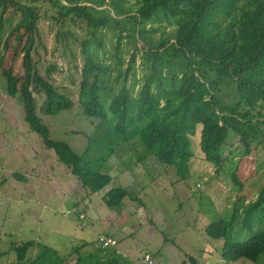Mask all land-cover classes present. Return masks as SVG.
<instances>
[{"label":"trees","instance_id":"obj_1","mask_svg":"<svg viewBox=\"0 0 264 264\" xmlns=\"http://www.w3.org/2000/svg\"><path fill=\"white\" fill-rule=\"evenodd\" d=\"M44 5L61 27L85 31L80 78L78 84L72 80L78 105L94 128L84 153L53 139L41 118L75 106L73 92L69 90L68 97L63 92L67 88L55 85L51 77L57 65L50 64L43 76L33 57L38 52ZM0 7V36L3 15L10 8L18 18L5 42L6 49L14 39L16 51L0 60L6 92L19 100L26 124L70 170L86 196L101 193L112 211L122 209L126 200H138L125 187L112 185L105 164L120 151L134 152V161L128 159L126 164L129 169L135 162L145 165L151 160L166 168L187 170L197 156L220 168L225 151L238 138L241 156L251 158L257 152L259 167L264 169V0H0ZM109 32L116 38V52L124 40L131 44L125 69L121 57L113 69L100 57ZM59 36L78 41L70 31H61ZM69 44L66 41L65 47ZM16 60L23 67L21 75L15 73ZM138 60L145 74L133 91ZM196 85L204 88V97L192 115ZM191 124L200 131L197 145L190 138ZM231 177L241 189L236 166ZM245 199L239 198L229 220L218 218L205 232L211 240L223 242L225 262L264 264V180L255 200L245 205ZM102 236L114 239L108 232ZM100 237L95 239L100 245L94 251L80 252L90 243L72 247L77 254L75 264H132L117 247H103ZM10 246L0 254V260L11 255L9 264H53L58 256L55 249L32 240Z\"/></svg>","mask_w":264,"mask_h":264},{"label":"rangeland","instance_id":"obj_2","mask_svg":"<svg viewBox=\"0 0 264 264\" xmlns=\"http://www.w3.org/2000/svg\"><path fill=\"white\" fill-rule=\"evenodd\" d=\"M48 9L46 5L40 9L38 52L33 57L43 76L50 64L57 65L51 77L55 85L67 88L63 92L68 97L69 90L73 92L71 99L75 106L55 116L42 114L41 118L53 139L68 142L80 154L84 153L88 137L94 133L90 120L78 105V90L72 81L78 84L80 78L78 71L83 64L80 44L85 31L81 27H61ZM11 13L10 8L3 15L0 60L12 57L16 51L14 39L5 49V42L18 21ZM64 30L75 34L78 41L69 36L67 40L61 38L59 32ZM160 33L156 32L155 36ZM66 41H70L68 47H65ZM105 42L101 59L113 69L121 57L125 69L129 59L126 51L132 50L131 44L124 40L120 51L116 52V38L112 39L110 32ZM21 56L20 52V60ZM20 60H16L15 73L21 75L24 72ZM139 63L138 60L133 91L139 88L145 74ZM1 71L0 66V254L6 253L14 242L32 240L57 251L53 264H75L77 254L72 253V247L90 243L80 252L94 251L100 245L95 242L97 236L108 232L116 241L112 246L132 264H253L244 260L234 263L222 260L223 242L211 240L205 229L218 218L229 220L242 196L246 198L245 205L255 200L264 180L257 152L254 151L251 158L241 156L243 146L234 138L232 146L224 153V164L220 168L197 156L187 170H182L166 168L151 160L145 165L135 162L129 169L126 164L128 159L134 161V152L120 151L110 156L105 164L110 168L112 185L125 187L139 201L126 200L122 209L112 211L104 204L101 193L86 196L70 170L29 128L21 103L6 92ZM112 75L116 76V72L112 71ZM132 82L131 79L129 84ZM203 97L204 88L196 85L190 114L200 107ZM190 129L193 131L190 138L197 145L200 131L192 124ZM262 155L259 150V156ZM235 166L242 182L241 189L231 177ZM75 212L83 217H76ZM34 253L29 252V255ZM10 261L11 255L3 257L0 264Z\"/></svg>","mask_w":264,"mask_h":264},{"label":"built area","instance_id":"obj_3","mask_svg":"<svg viewBox=\"0 0 264 264\" xmlns=\"http://www.w3.org/2000/svg\"><path fill=\"white\" fill-rule=\"evenodd\" d=\"M100 242L102 243L103 247H107V246H112L113 244H115L116 241L112 238H105L104 236L101 235Z\"/></svg>","mask_w":264,"mask_h":264},{"label":"clouds","instance_id":"obj_4","mask_svg":"<svg viewBox=\"0 0 264 264\" xmlns=\"http://www.w3.org/2000/svg\"><path fill=\"white\" fill-rule=\"evenodd\" d=\"M69 212V214L71 213V211H68ZM77 213V212H76ZM73 216H75V213L73 214ZM81 215H80V213H79V215H78V218L80 217ZM69 217H71V215H69ZM85 219V218H84ZM76 220V219H75ZM223 260V259H222ZM244 261H246V260H244ZM249 262V261H248ZM250 263H252V262H250ZM253 264H255V263H253Z\"/></svg>","mask_w":264,"mask_h":264},{"label":"crops","instance_id":"obj_5","mask_svg":"<svg viewBox=\"0 0 264 264\" xmlns=\"http://www.w3.org/2000/svg\"><path fill=\"white\" fill-rule=\"evenodd\" d=\"M23 181H24V180H23ZM2 186H4V185L2 184V185H1V188H2ZM73 203H76V202L73 201ZM74 205H75V204H74ZM74 207L76 208V207H78V206L75 205ZM75 221H76V220H74V222H75ZM77 230H78V229H77Z\"/></svg>","mask_w":264,"mask_h":264}]
</instances>
